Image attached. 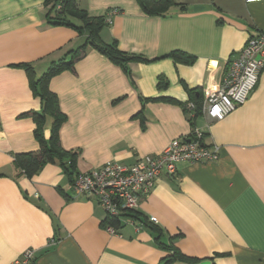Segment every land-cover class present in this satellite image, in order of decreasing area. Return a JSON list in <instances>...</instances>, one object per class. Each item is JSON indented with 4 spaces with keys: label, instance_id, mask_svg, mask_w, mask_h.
<instances>
[{
    "label": "crops",
    "instance_id": "crops-1",
    "mask_svg": "<svg viewBox=\"0 0 264 264\" xmlns=\"http://www.w3.org/2000/svg\"><path fill=\"white\" fill-rule=\"evenodd\" d=\"M74 1L89 17L116 10L100 41L148 62L125 70L113 64L86 44L79 21L49 24L47 0H0V264L27 249L35 251L33 264H159L172 254L181 260L169 264H264V72L221 121L201 110L227 63L250 36L264 34V0H171L153 16L136 0ZM77 50L72 67L47 82L64 115L58 140L75 154L73 169L65 172L63 157L67 167L54 161L25 175L13 157L39 149L31 115L43 105L20 65L37 79ZM172 52L194 61L174 62ZM195 102L192 116L187 106ZM51 123L46 115L45 140ZM193 129L205 147H217L218 159L180 162L173 177L162 172L138 201L140 230L120 223L109 233L97 202L73 195L75 174L110 161L131 166Z\"/></svg>",
    "mask_w": 264,
    "mask_h": 264
},
{
    "label": "built area",
    "instance_id": "built-area-1",
    "mask_svg": "<svg viewBox=\"0 0 264 264\" xmlns=\"http://www.w3.org/2000/svg\"><path fill=\"white\" fill-rule=\"evenodd\" d=\"M261 1L244 0L246 4ZM114 14L116 10L106 14L107 25ZM261 72H264V34L256 32L227 63L219 88L204 100L202 113L209 121H221L245 103ZM193 107L192 104L187 106L189 110ZM217 159V147H205L201 132L193 129L187 136L170 141L159 154L140 158L131 166L110 161L97 170L79 173L74 178L72 192L74 196L94 199L106 217L117 218L123 225L140 230V224L130 214L137 211L138 201L148 196L162 172L173 177L176 175V164L180 162L195 164ZM149 221L155 223L152 218ZM106 230L116 234L112 227ZM34 260L35 251L27 249L10 264H33Z\"/></svg>",
    "mask_w": 264,
    "mask_h": 264
},
{
    "label": "trees",
    "instance_id": "trees-1",
    "mask_svg": "<svg viewBox=\"0 0 264 264\" xmlns=\"http://www.w3.org/2000/svg\"><path fill=\"white\" fill-rule=\"evenodd\" d=\"M136 1L140 6L141 11L148 16L161 15L165 13L170 6H172L171 0ZM47 4L51 5L46 17L49 24L68 25L73 27V24L69 21V19L73 18L79 21L80 25L77 26L76 29L80 34H87L86 44L94 48L100 54L104 55L113 64L118 65L125 70V66L128 63L148 62L147 59L139 55H130L120 51L114 42L105 44L100 41V31L107 25L104 17H89L84 11L77 8L74 0H47ZM84 46L80 47L79 50L83 51ZM70 55H72V57L69 61H64L62 59L56 63H52L46 72L37 79L34 77L32 69L28 65H20V67L26 71L32 89L37 88L39 90V97L43 105L41 114L31 115L35 124L33 136L39 145V149L35 152L17 154L13 157L14 166L25 175L30 176L36 173L47 163H53L54 161L62 163L63 157L68 160L70 165L68 169L64 168L65 172L69 173V171L73 169L72 164L75 159V154L64 151L60 147L58 140V131L64 121V115H62L59 111L55 95L47 89L48 80L61 71L70 69L74 62L73 60L79 58L80 52L77 50L76 52H72ZM168 56L173 59L174 62H180L183 64H191L194 61L193 57L180 52H172ZM193 105L194 107L189 110V114H192L193 112L192 116H196L199 113L200 104L195 102ZM46 115L52 118V123L50 125V137L47 140L43 137V126ZM62 165L67 167L65 166V163H62ZM77 175L78 174H75L74 177ZM73 181L74 179L72 180V183ZM130 216L137 220L140 226L145 224V221L140 220L137 212L131 213ZM119 226L120 221L117 218L105 217V228L112 227L115 230ZM175 260H181V257L177 256V254H172L164 257L159 264H169Z\"/></svg>",
    "mask_w": 264,
    "mask_h": 264
}]
</instances>
